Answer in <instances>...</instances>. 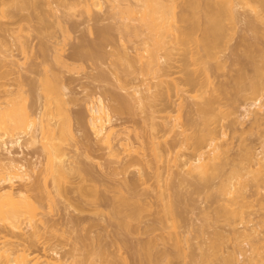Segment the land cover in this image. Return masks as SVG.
I'll list each match as a JSON object with an SVG mask.
<instances>
[{
	"label": "rangeland",
	"instance_id": "374dc122",
	"mask_svg": "<svg viewBox=\"0 0 264 264\" xmlns=\"http://www.w3.org/2000/svg\"><path fill=\"white\" fill-rule=\"evenodd\" d=\"M15 1L0 4V120H18V128L11 123L12 131L8 130L9 136L16 137L23 131L24 117L35 119L41 111L36 120L40 130L36 144L23 149L10 146V153L1 148L0 155L27 165L42 162L30 172L29 181L13 186L29 197L26 205L35 206L36 211L34 215L30 210L34 218L29 216L32 221L26 219L27 224L23 222L17 234H10V240L41 251L49 261L58 263L60 258L63 264H151L143 246L150 247L154 264H264V183L257 186L260 179L254 183L252 178L259 171L264 175V111L257 117L246 112L254 110L251 104L264 95V0H198L200 4L195 0L202 4L200 12V6L192 8L194 0L190 5V0L169 1L177 7V27L184 32L185 43L176 45L175 54L173 49L171 59H175H160L162 71L145 69L140 58L146 46L142 48V38L125 35L122 24L129 16L120 12L121 4L116 6L122 0H114L116 5L113 0V5L110 0H25L23 8L16 7ZM207 2L216 11L210 19L223 21L215 25L218 38L213 39L211 51L205 43L214 32L203 24ZM228 6L234 8L233 20ZM190 77L196 83L188 82ZM252 81H261L258 92L251 90ZM148 85L151 90L145 89ZM137 87L148 94L144 113L137 110ZM154 94L156 98L150 97ZM99 99L112 117L111 144L97 137L90 124V103ZM148 108L156 109L155 119ZM152 119L157 124L168 120L170 126L153 131ZM210 121L223 137L221 159L226 156V160L219 162H223L220 173L225 179L234 170L244 173L248 162L253 163L252 173L242 186H236L240 204L236 201V208L231 206L235 212L238 208V215L224 209L221 175L212 181L197 174L193 177L194 173L188 177L174 159L178 151L195 152L194 136L203 133ZM151 136L161 137L158 144L153 138L163 152L159 159ZM48 144L55 159H63L68 166L55 179L43 171L48 157L43 148ZM160 169L167 179H160L165 195H160L163 190L156 176ZM3 188L9 185L2 183ZM121 190L133 200L121 206L131 216L129 231L113 212ZM170 203H174L170 206L175 207L174 214L165 209ZM257 253L263 259L250 262L249 257ZM231 255L234 260L228 262Z\"/></svg>",
	"mask_w": 264,
	"mask_h": 264
},
{
	"label": "bare ground",
	"instance_id": "6f19581e",
	"mask_svg": "<svg viewBox=\"0 0 264 264\" xmlns=\"http://www.w3.org/2000/svg\"><path fill=\"white\" fill-rule=\"evenodd\" d=\"M4 1H7V0H0V4H4ZM36 0H34V2H35ZM111 1V3H112V0H110ZM109 1V2H110ZM116 1V0H115ZM114 0H113V2H115ZM124 3L126 2H128L127 4H122V2H121V0H118L117 2H121V3H118V5H116V3L117 2H115L114 3V5H116V6H118L119 8H120V4H121V8H120V12L123 14L124 13V15H128L129 16V19H128V16H127V19L128 20H125V21H127L126 22V24L125 23H123L122 25H123V27H125V29L127 30V32H125V35H126V33L128 34V35H131V36H137V37H141L142 39V44H143V46H142V48L144 47V45H146L145 46V49H144V53H145V55H144V53H143V51H142V53L140 54V58L143 60V62H145V64H146V68L143 66V68H145V69H149L148 71H150L151 69H154V67H157V68H160L162 65L161 64H163V62H165V58H170L171 59V54H172V51H173V49H175L174 50V54H175V51L176 50H178V49H176L175 47H176V45L177 44H181V43H185V41H184V38H185V35H184V32H181V30H178V29H180V28H178L179 27V25H177V22L179 21V16L177 15V10H175L176 8H174L176 5L173 3V5H174V7H172L171 5H172V3L170 2L169 3V1H172V0H133V1H135V3L132 1V0H122ZM189 1V0H188ZM191 1V0H190ZM188 2L187 4H191L192 3V1L191 2ZM222 1V0H221ZM226 0H223V3L225 2ZM228 1V0H227ZM227 1H226V3H227ZM231 0H229V2H230ZM241 1V0H240ZM17 4H16V1H15V5H16V7L17 6H19L20 8H23L25 5H26V1L25 0H17ZM92 2V1H91ZM99 1H96V4L97 5H101V4H99L98 3ZM132 2V3H131ZM90 3V2H89ZM92 3H94V2H92ZM196 3V1L194 0V2H193V4L194 5H196V6H194L193 4H191V6H192V8H195L196 7V9L200 6L201 7V5H198V4H200V2L197 0V3L198 4H195ZM230 4V3H229ZM95 5V4H94ZM112 5H113V3H112ZM188 5V6H189ZM208 7H207V6ZM205 5V9L203 10V18H205V15L207 16V18H205V20L203 21L204 23L203 24H205L207 27H210L211 26V28L213 29V26H214V30H212L211 29V31H210V33L211 32H214V33H211V36L213 35V37H212V39L210 38L209 39V37H211V36H208L207 38H206V41H208L207 43H205L206 45H204V48H206L207 47V51L208 50H210L212 47H211V45H213V39H217L218 37V31L216 32V30H217V28L219 27H215V25L217 26V24H220V26L222 25V23H223V21H222V23H220V17L219 18H215L214 19V21L213 20H211V19H213L215 16V12L216 11H213V10H211V8L209 7L210 6V4H208V2H207V4ZM232 5V4H231ZM230 5V6H231ZM102 6V5H101ZM124 6V7H123ZM190 6V7H191ZM92 7H94V6H92ZM96 7V6H95ZM98 7V6H97ZM100 7V6H99ZM112 7V6H111ZM199 7V8H200ZM232 7V6H231ZM116 8V7H115ZM118 8V9H119ZM209 8V9H208ZM212 8H214V7H212ZM230 7L228 6V9H229ZM90 9H92V8H90ZM113 9H114V7H113ZM117 9V10H118ZM199 10H201L202 11V7L200 8V9H198V11ZM209 10H211V12L209 11ZM232 10H234V8L232 9ZM231 10V8H230V10H227V11H229L228 13H230V14H228V15H230L229 16V18H231L232 19V17H233V15H234V12ZM206 11H208V12H206ZM230 11H232V12H230ZM118 12H119V10H118ZM119 12V14H121ZM200 12V11H199ZM206 12V13H205ZM213 12H214V14H213ZM179 13V12H178ZM212 15H211V14ZM217 13H219V12H217ZM216 13V16H220V14L221 13H219V15ZM227 13V12H226ZM122 14H121V18H122ZM182 14V16H183V14L184 13H181ZM208 14L210 15L209 16V18H208ZM213 17V18H212ZM123 18L125 19V16H123ZM181 19H182V17H180ZM211 18V19H210ZM234 18V17H233ZM123 19V20H124ZM184 20H185V17L183 18ZM207 19H209V20H207ZM183 20V21H184ZM186 20H187V16H186ZM233 20V19H232ZM205 21H207L208 22V25L206 24V22ZM209 21H211L210 23H209ZM213 21V22H212ZM231 21V20H230ZM129 22V23H128ZM133 22H135V23H133ZM180 23V22H179ZM178 23V24H179ZM211 23H213V25H211ZM124 24H125V26H124ZM175 24V25H174ZM198 25V24H197ZM202 25V24H201ZM205 25H203V26H205ZM178 26V27H177ZM192 27V26H191ZM196 28V27H195ZM124 29V30H125ZM203 29V28H202ZM206 29V28H205ZM216 29V30H215ZM125 30V31H126ZM195 30V29H194ZM207 30V29H206ZM218 30H219V28H218ZM180 33H179V32ZM184 31V30H183ZM223 31V30H222ZM225 31V30H224ZM192 32V31H191ZM206 32V31H205ZM209 32V30H207V32H206V34H210V33H208ZM219 32H221V31H219ZM182 33H183V35H184V38H183V35H182ZM185 33H187L186 31H185ZM191 34V33H190ZM127 35V36H128ZM131 36H129V37H131ZM217 38H216V37ZM215 37V38H214ZM138 38V39H139ZM129 39V38H128ZM210 40L212 41V42H210ZM202 41V40H201ZM198 42V41H197ZM210 42V43H209ZM197 44V43H196ZM198 44H200V42H198ZM210 44V45H209ZM186 45V44H185ZM201 45V44H200ZM198 46V45H197ZM206 46V47H205ZM180 46L178 45V48H179ZM185 48V47H184ZM189 48V47H188ZM202 48V47H201ZM180 49H182V48H180ZM190 49V48H189ZM203 49V48H202ZM184 51H185V49H184ZM186 51H188V50H186ZM185 51V52H186ZM192 51V50H191ZM211 51V50H210ZM161 52H162V54H161ZM189 52V51H188ZM126 53V52H125ZM173 54V55H174ZM124 55V54H123ZM126 55V54H125ZM124 55V56H125ZM189 55V54H188ZM190 55H191V53H190ZM264 56V55H263ZM161 58H164V61L161 59ZM145 59V60H144ZM160 59L163 61L162 63H160ZM172 59H175L174 58V56H173V58ZM171 59V60H172ZM263 60H264V58H263ZM166 61H169V60H166ZM166 63H168V62H166ZM173 63V62H172ZM169 64V63H168ZM170 65H171V63H170ZM164 67H165V63H164V65H163ZM167 66V65H166ZM170 67V66H169ZM163 68V67H162ZM166 68V67H165ZM259 68V67H258ZM257 67H256V70L258 69ZM161 69V68H160ZM164 69V68H163ZM205 69V68H204ZM260 69V68H259ZM148 71H146L145 70V73L147 74V72ZM156 71V70H155ZM157 71H159V70H157ZM161 71H162V69H161ZM164 71V70H163ZM204 72H206V70H204ZM259 72V71H258ZM152 73V72H151ZM155 73V72H154ZM157 73V72H156ZM160 73V72H159ZM169 74V73H168ZM188 74V73H187ZM158 75V74H157ZM161 75V74H160ZM163 75V74H162ZM207 75V74H206ZM153 76H154V74H153ZM164 76H165V72H164ZM163 76V77H164ZM189 76V75H188ZM192 76H194V75H192ZM208 76V75H207ZM156 77V76H155ZM168 77V76H167ZM161 78V77H160ZM160 78H159V82H160ZM188 77H186V79H187ZM195 78V77H194ZM169 79V78H168ZM170 79H171V77H170ZM170 79H169V81H170ZM162 78H161V82H162ZM165 80V79H164ZM163 80V81H164ZM177 80V79H176ZM189 81L188 82H192V84H194V82H195V80L194 79H192L191 77L188 79ZM144 79H143V83H144ZM168 81V82H169ZM172 81V80H171ZM175 81V79H173V83H175L174 82ZM187 81V80H186ZM142 82V81H141ZM146 82V81H145ZM162 83H164V82H162ZM196 83V82H195ZM176 84V83H175ZM174 84V85H175ZM178 84V83H177ZM176 84V85H177ZM179 84H180V82H179ZM173 85V86H174ZM176 85H175V87H176ZM196 85V84H195ZM180 86V85H179ZM194 86V85H193ZM57 87V86H56ZM178 87V86H177ZM261 81H252L251 82V84H250V88H251V90L253 91V92H258L260 89H261ZM53 88H54V86H53ZM139 87H137V88H135L136 90H134V92L138 95H136V101L137 102H139V107H138V111H140V113H144V112H146V110H147V104H146V97H147V95H145L146 94V92L144 93V88H143V90H141V89H138ZM150 87H149V85H148V88H145V89H148V90H151V89H149ZM47 90V89H46ZM57 90V88H55V91ZM58 90H61L60 88H58ZM47 93H49L48 91H46ZM57 92V91H56ZM59 92V91H58ZM153 92V91H152ZM60 93V92H59ZM135 93H134V95H135ZM157 93V92H156ZM149 95H150V93H149ZM154 96H156V94H154L153 96H150V97H153V98H156V97H154ZM263 97H264V95L263 96H260V97H257L256 98V100L251 104V107L252 106H255V109L254 110H250V108L249 109H247L246 110V112H247V114H250V113H253L254 114V117H257L259 114H261V112H263L264 111V100H262L263 99ZM148 98V97H147ZM150 99H152V98H150ZM102 100V99H101ZM100 99L98 100V101H96V102H92V103H90V108H89V114H90V124H91V126H92V128H93V130H94V133L96 134V136L97 137H100L102 140H104V142H106V143H109V144H111V140L113 139L112 137H113V135L115 134V130H114V128H113V126L111 125L112 124V119H110V118H112V117H110L109 118V113H108V111L106 110V105H104V103L101 101ZM154 101V100H153ZM153 106H154V104H152ZM151 105V106H152ZM249 106H250V104H249ZM125 107V106H124ZM149 107V106H148ZM148 110H150L149 112L152 114V118L154 117L153 116V113H155V111H156V109H155V111L153 110V108L152 109H149L148 108ZM153 110V111H152ZM210 111V110H209ZM157 112V111H156ZM26 113H28L27 111L25 112V115H26ZM209 113V112H208ZM150 114V115H151ZM258 114V115H257ZM12 116V115H11ZM27 116H28V114H27ZM26 116V117H27ZM155 116H156V114H155ZM157 116H158V114H157ZM156 116V117H157ZM169 116V115H168ZM30 117V116H29ZM29 117H27L26 119H25V117H24V124H23V121H22V128H23V131H21V134L19 133L16 137H13V136H9V135H11V131H12V128L13 127H11V128H9L10 127V125H11V123H12V126L14 125V128H18L16 125H17V122H18V120L16 121L15 120V117L13 118V117H11L10 119H9V117H7L5 120H4V118L2 119L1 118V120H0V149L1 148H5L9 153H10V146L11 147H14V146H19V147H21L22 149L24 148V147H26V148H29V147H31L32 145H34V144H36L37 143V141H38V136L37 135H39V134H37V131L38 130H40L39 129V127H37L38 125H37V121L38 120H40V118H41V111H39V113H37L36 114V118L34 119V117L32 118V116H31V118H29ZM108 117V118H107ZM150 117V118H151ZM161 117V116H160ZM167 117V116H166ZM15 120H13V119ZM157 118H159V117H157ZM168 118V117H167ZM259 118V117H258ZM154 119H155V117H154ZM8 120H12V121H14V122H16V124L14 123V122H8ZM37 120V121H36ZM152 121H153V125L151 126L152 127V129H153V131L155 130H157L158 131V127L159 126H161L160 128H162L163 129V126L162 125H164L165 126V128H167L168 127V125H169V123H168V120L166 121V123H163V121H162V124H157V122H154V120L152 119ZM160 121H158V123H159ZM169 122H171V121H169ZM20 123V122H19ZM161 123V122H160ZM209 122H207L206 123V126H208V128L207 127H205V131H203L202 130V132L203 133H199V134H197L196 136H194V141L193 142H195V143H193L194 144V149H192L193 151H195V152H192L191 151V154H180V151H178L177 153H179V154H177V155H174V159L176 160V161H178V168H179V170L181 169L182 171H183V174H184V171H185V169H186V171H185V174L186 173H188L187 174V176L189 175V174H191V173H194V174H191L193 177H196L197 175H199L201 178H205V179H211V181H212V179H214V178H216L217 177V179H218V177H219V175H221L219 178H221V182H220V186H219V192H220V196L222 197V200H223V202H225L226 204H224L225 205V207H224V209H227L228 211H230V212H234V213H236L237 215L239 214V212L237 211V209H235L236 210V212L234 211V208L231 206V205H235L234 207L236 208V205H238V194L240 193V189L239 188H236V186L237 185H239V186H242L243 185V183L246 181L245 179H246V177L249 175V174H251L252 173V169H251V167H252V165H253V163L252 162H248L249 163V165H247V167L245 168V172L244 173H241L240 171H233V173L231 172V177L229 178L228 176H227V178L225 179V175H224V173H223V175L221 174L223 171H221L222 169V167H220L221 165V163H222V165H223V162H219V161H223L224 159L226 160V156L224 157V159H221V158H223V156H222V150H221V146L223 145V144H221L222 143V138L218 135V130L216 129L217 127L216 126H212L211 125V121H210V123L208 124ZM173 124V123H172ZM209 125H211V126H209ZM167 126V127H166ZM170 126V125H169ZM175 126H177L176 125V123H175V125H173V127H175ZM172 127V126H171ZM173 127L172 128H170V129H173ZM20 128V127H19ZM22 128H20V130L22 129ZM164 128V129H165ZM169 128V127H168ZM206 128H207V130H206ZM11 129V131H8V130H10ZM151 129V130H152ZM161 129V130H162ZM166 130V129H165ZM164 130V131H165ZM169 130V129H168ZM167 130V131H168ZM174 130H175V128H174ZM184 130V129H183ZM164 131H162V133L164 132ZM166 131V132H167ZM172 131V130H171ZM170 131V132H171ZM159 132H160V130H159ZM220 132V131H219ZM152 133H154V132H152ZM9 134V135H8ZM155 134V133H154ZM153 134V135H154ZM168 134V133H167ZM179 134H181V133H179ZM184 134V131H182V135ZM219 134H221V133H219ZM156 135H157V133H156ZM185 135V134H184ZM225 134H223V136H224ZM160 136L162 137V135L160 134ZM159 136V139H158V136H157V139H158V141H160L161 142V137ZM152 137V136H151ZM165 137V136H164ZM163 137V138H164ZM155 139V141L157 140L156 139V136L155 137H152L151 139H152V143H153V141H154V139ZM221 139V143H220V140ZM106 140V141H105ZM154 143H157L158 144V142L156 141V142H154ZM153 143V150H154V152H155V154H154V156L155 157H157L158 159L162 156V154L161 153H163V152H161V148H160V145L158 146L157 144H154ZM193 144H192V146H193ZM127 145V144H126ZM48 146H50L49 144H48ZM110 146V145H109ZM192 146H191V148H192ZM44 147V146H43ZM46 147V148H45ZM43 149H45V153L47 154L48 153V157H47V160L45 161V164H44V170L43 171H45V173H47V174H51V175H53L52 177L54 178V176H58L59 174L61 175H63V173H64V169L65 168H67L68 166H66V164L67 163H65V161L63 160V159H60L59 161H57L56 159H55V157H54V154H53V148H52V146H50V147H47V146H45ZM50 148V149H49ZM163 151V150H162ZM182 152V151H181ZM225 152H226V150H225ZM193 153V154H192ZM224 153V152H223ZM227 153H225V155H226ZM164 155V154H163ZM184 155L186 156V155H188V156H190V157H185L184 158ZM192 155V156H191ZM251 156V154H249V157ZM255 156H258V155H255ZM254 157V156H253ZM46 158V157H45ZM262 158H264V155H263V157ZM4 159V158H3ZM2 158H1V155H0V186L2 185V183H7V185H9V189H5L4 190V188L3 189H0V225L1 226H3V228H6L7 230H5V229H1L0 228V234L2 233V235H0V264H63V263H61V259L60 258H57V260L58 261H60V262H58V263H56V262H54V261H49V259L48 258H46L45 256H44V254H42L41 253V251L39 252H37L36 250H32V249H30V247H27V246H25V244H23V242L22 243H16V242H13V241H11L10 239H11V237L9 238V235L10 234H17V232H19L20 230H21V225H22V223L23 222H25V224H27L26 222V219H28V220H31V218H32V216H34L35 215V206H33V208H29L28 206L29 205H26L27 203H26V201L25 200H27L29 197L27 196V195H24V194H22V193H19V191H15V188L13 187L14 186V184L17 182V181H19V182H21V183H23V182H27V181H29L31 178H32V174L30 173L31 171L32 172H34L35 171V169H37V167L39 168V166L41 165V162L42 161H35L34 163H32L31 165H27V164H25L24 162H20V161H18L16 158H14V157H10V158H8L7 160H3ZM41 159V158H40ZM39 159V160H40ZM221 159V160H220ZM252 159V157L250 158V160ZM42 160V159H41ZM224 160V161H225ZM228 160V159H227ZM253 160V159H252ZM260 160V159H259ZM258 160V161H259ZM261 161V160H260ZM259 161V162H260ZM252 163V164H251ZM256 164H257V161H256ZM255 164V165H256ZM260 164V163H259ZM177 165V164H176ZM254 165V166H255ZM126 167H128V166H126ZM256 167V166H255ZM159 168V167H158ZM184 169V170H183ZM233 169H235V168H233ZM232 169V170H233ZM237 169V168H236ZM128 170V169H127ZM161 170V169H160ZM158 171V172H156L157 173V177H158V180H159V184H160V182H162L161 180L164 178V176H163V178H162V170L161 171ZM257 171L259 170L258 168L256 169ZM256 170L254 171L255 173H256ZM123 171H125V169H123ZM116 172V171H115ZM221 172V173H220ZM260 172V171H259ZM258 172V174H257V176H252V178L254 179V178H256V180H254V183H255V181H257L258 180V178L260 179L259 181H258V184H257V182H256V185L258 186L259 185V182H261L262 181V183H264V178H263V176H262V174L263 173H259ZM125 173H126V171H125ZM177 174H178V172H176ZM182 173V172H181ZM181 173L179 172V175H181ZM197 174V175H196ZM117 175V174H116ZM254 175V174H253ZM186 176V177H187ZM184 177V176H183ZM189 177V176H188ZM191 177V176H190ZM222 177H223V180H222ZM162 178V179H161ZM197 178V177H196ZM55 179V178H54ZM161 179V180H160ZM186 179V178H185ZM203 179H202V181H203ZM225 179V180H224ZM228 179V180H227ZM166 181L167 179H163V181ZM201 180V179H200ZM245 180V181H244ZM164 181V182H165ZM206 181V180H205ZM210 181V180H209ZM55 183H56V181H55ZM162 184L164 185V183L162 182ZM162 184H160V186L161 187H159V188H163V185ZM165 184H167V183H165ZM57 185V184H56ZM260 186V185H259ZM58 187H60L59 185H58ZM164 187H165V185H164ZM163 190V194H160V195H165L164 194V189H162ZM161 190V191H162ZM118 193H119V195H117V202H116V204L117 205H115L116 206V208L114 207V215L116 214L117 215V219H118V216H119V219L121 220V225H123L124 227H125V229L126 230H130L131 229V222H130V220H129V218L131 217V216H129V214H127V215H125L124 214V212H123V210H122V207L121 206H123V205H128L129 203H131L133 200L129 197V196H127L122 190L121 191H118ZM162 193V192H161ZM161 197V199H163L162 197L163 196H160ZM165 197V196H164ZM163 200H165V199H163ZM162 200V201H163ZM28 201V200H27ZM236 201L238 202V203H236ZM30 202V201H29ZM165 202V201H164ZM170 201H168V203H169ZM172 202V201H171ZM236 203V204H235ZM29 204V203H28ZM240 204V203H239ZM164 205H166V204H164ZM169 205V204H168ZM172 204L170 203V205L169 206H165V209L166 210H168L167 208L169 207V209L171 210V211H167L169 214L171 213V214H174V212H175V210H174V212H173V209H175V207L174 208H170V206H171ZM174 206V203H173V205L171 206V207H173ZM140 207V204H137V209H141V208H139ZM167 207V208H166ZM230 207V208H229ZM232 208V209H231ZM34 211L33 213H34V215H31V214H33L31 211ZM227 210H225V211H227ZM140 212V211H139ZM238 212V213H237ZM233 213V214H234ZM227 215L229 214V212L228 213H226ZM231 215V214H230ZM29 216H31V218L29 217ZM135 216V215H134ZM171 216V215H170ZM235 217H236V215H235ZM34 218V217H33ZM32 218V219H33ZM120 220H118V221H120ZM32 221V220H31ZM29 223V227H31L30 226V222H28ZM32 225V224H31ZM33 227V226H32ZM123 227V228H124ZM25 228V227H24ZM35 230V229H34ZM128 230V231H129ZM19 234V233H18ZM21 234V233H20ZM82 237V236H81ZM84 238V237H83ZM85 239V238H84ZM178 238L177 237H174V240H175V242H176V240H177ZM86 240H87V238H86ZM90 240V239H89ZM80 241V240H79ZM178 241V240H177ZM81 242H82V240H81ZM177 243V242H176ZM85 245H86V243H85ZM78 247V246H77ZM142 248H145L146 250H147V255H148V261L151 263V264H154L153 262H154V260H152L153 258H152V256H151V254H150V247L148 248L147 246H143ZM74 249H76V248H74ZM144 249V250H145ZM240 249H242V247L240 248ZM255 249V248H254ZM258 254V253H257ZM56 255H58V253H56ZM252 256V255H251ZM254 256V255H253ZM255 259H257V260H262L263 259V256L261 255V254H258V255H255V257H249V260H250V262H253ZM227 260V259H226ZM229 260H230V262H232L233 260H234V258H233V256L231 255V256H229L228 257V262H229ZM64 261V260H63ZM114 262V261H113ZM112 262V264H117V263H113ZM85 263V262H84ZM156 263V262H155ZM83 264V263H82ZM156 264H158V263H156Z\"/></svg>",
	"mask_w": 264,
	"mask_h": 264
}]
</instances>
